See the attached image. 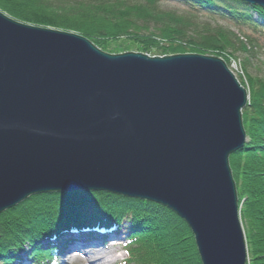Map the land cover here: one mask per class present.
Wrapping results in <instances>:
<instances>
[{
    "label": "water",
    "instance_id": "obj_1",
    "mask_svg": "<svg viewBox=\"0 0 264 264\" xmlns=\"http://www.w3.org/2000/svg\"><path fill=\"white\" fill-rule=\"evenodd\" d=\"M248 101L218 57L111 55L0 12V213L36 194L107 192L178 215L202 264H248L230 167Z\"/></svg>",
    "mask_w": 264,
    "mask_h": 264
},
{
    "label": "trees",
    "instance_id": "obj_2",
    "mask_svg": "<svg viewBox=\"0 0 264 264\" xmlns=\"http://www.w3.org/2000/svg\"><path fill=\"white\" fill-rule=\"evenodd\" d=\"M165 3L191 12L178 15L164 10ZM0 10L26 25L78 34L106 52L116 53L112 43L124 40L151 57L208 55L209 51L231 57L248 54L242 68L251 91L243 111L249 142L231 155L230 166L248 264H264V77L250 74V49L260 48L241 40L232 29H210L199 20V14L205 13L211 22L264 34L263 8L240 0H0ZM226 63L230 66V60ZM88 197L92 203L85 197L79 201L61 194L39 195L0 216V264H13L25 247L31 249L33 264H55L58 249L36 245L61 230V214L69 211L86 217L107 212L111 218L102 231L115 229L126 235L134 231V237L127 238V259L122 264H202L191 229L168 208L105 192ZM85 221L72 231L87 227ZM123 222L131 224L128 231Z\"/></svg>",
    "mask_w": 264,
    "mask_h": 264
},
{
    "label": "rangeland",
    "instance_id": "obj_3",
    "mask_svg": "<svg viewBox=\"0 0 264 264\" xmlns=\"http://www.w3.org/2000/svg\"><path fill=\"white\" fill-rule=\"evenodd\" d=\"M163 9L167 10V11H174L178 15L187 14L188 11L191 12L188 8H186V7L182 6V5L175 4V3H165L163 5ZM199 17H200L199 18L200 22L203 23V24H208V26L211 27L210 29H212V28L213 29H218L219 27H224L226 29H232V31L235 33V35L237 37H239L241 40H243L244 42L248 43L249 42L248 40H250V41L253 42V44L255 43V45L257 47L259 46L260 50L257 49L256 52L253 49H250V51H251L250 56L251 57L253 56V58H251V62H252L251 66L252 67H251V70H250V74H252L254 77H261V78L264 77V34H259V33L252 32L249 29L244 28V27L238 28V27H235V25H231V24L228 25L225 22H223V23L211 22L205 13H200ZM29 26H31V25H29ZM39 28H41V27H39ZM44 29H47V28H44ZM111 46H113V48L116 49V53H113L112 51L106 52L103 49H100L97 46L96 47L99 50H101L102 52L107 53V54H111V55H118V54H124V53H129V52L138 53L135 48L131 47L130 45H127L124 42V40L123 41L121 40V41H119L116 44L112 43ZM249 48H251V46H249ZM110 49H112V48H110ZM201 56L218 57V58L222 59L225 63H226V61L230 60V66H228L229 69L233 72V74L235 75V77L237 78L239 83H240V80L243 81L244 86H242V85L241 86L247 91L248 98L250 99V92L251 91H250V88H249L248 83L246 81V78H245V75H244V72H243V68H242L244 60L247 59L248 54L236 53L235 57H231V56H229V54L224 55L222 52L218 53V52L209 51L208 55H201ZM242 116H243V112H242ZM243 124H244V119H243ZM248 142H249V138L247 136V143ZM232 175H233V173H232ZM77 199L78 198H75V200H77ZM88 199L86 200V201H88L87 203H90V202L92 203V200H91L92 197L91 198L88 197ZM238 205H239V203H238ZM239 211H240V208H239ZM122 224H126V226H125L126 227V231H128V228L131 226V224L128 223V222H123ZM122 228H123V225H121L120 229H122ZM80 230L81 231H85V230H82V229H80ZM92 232L93 231H91V233ZM56 233L57 234H55L54 237L50 236V237H46L44 239H41V240H39L37 242V244L40 247H42L43 249H48L50 247V245L52 247H55L56 243H58L59 240H60L61 230H59ZM72 233L74 234L73 231H72ZM87 233H89V232H87ZM94 233L96 235H101L102 234V237L106 238V234H103L104 232L101 233V234H98L96 232H94ZM121 233H123V232L121 231ZM109 236H111V235H109ZM122 238H124V239H122ZM122 238H121V241H120V245H124V243L126 241L125 240V235H123ZM60 243L61 242H59V244ZM66 244L67 243L63 242V244H61L63 246V248L61 249V253L59 252L58 255H55L54 261L56 262V264H62L65 261H71L72 262V260H71L72 258H74L76 261L72 262L71 264H84L82 261H80V258H82V254H80L77 251H74V252H71V256H70L68 254V251H67V249L68 248L70 249V247H69L68 244L67 245ZM30 251H31V249H29L28 247H25L24 251H21L20 253L16 254L17 256L21 257V260H22L21 264H33L31 262L32 261L31 258H29ZM126 259H127L126 250L122 246H119V248L117 250V253H116L115 261L112 264H122L123 261H125Z\"/></svg>",
    "mask_w": 264,
    "mask_h": 264
},
{
    "label": "bare ground",
    "instance_id": "obj_4",
    "mask_svg": "<svg viewBox=\"0 0 264 264\" xmlns=\"http://www.w3.org/2000/svg\"><path fill=\"white\" fill-rule=\"evenodd\" d=\"M0 12L2 14H4L5 16H7L8 18L12 19L11 17H9L7 14H5L3 11L0 10ZM16 21V20H14ZM20 24H24L21 23L19 21H16ZM70 33V32H68ZM148 56L150 58H154L151 57L149 55H145ZM163 58V57H160ZM97 193H102V192H86L85 190H78L76 192L73 193H65V192H50V193H42V194H36V195H31L29 197H27L26 199H24L21 203L17 204L16 206L9 208V209H5L3 212L0 213V216H2L3 214H5L6 212H9L15 208H17L18 206L22 205L23 203L28 202L30 199L34 198L35 196H39V195H48V194H61V195H67V196H71L74 199L78 198L79 201L82 200V198L85 197V201L88 199V196L93 195V194H97ZM107 193V192H105ZM114 196H121V195H115ZM84 196V197H83ZM122 198H128V197H124L121 196ZM130 199V198H128ZM89 200V199H88ZM133 200H137V201H142V202H146L144 200H138V199H133ZM88 202V201H86ZM91 203V202H90ZM152 203V202H151ZM155 204V203H153ZM158 205V204H156ZM68 209V208H67ZM75 211V210H74ZM71 213H62L61 214V235H60V242L65 241V242H69L70 243V249L68 248V254L71 256V252L77 251L80 254H82V258H80V261H82L84 264H112L115 261V257H116V253L117 250L119 248L118 247H114L113 245H115V241L117 240H121L122 236L125 235V240H128L126 238H129L130 236L134 237V231L132 229V233H128V235L124 234V233H119V235H115V237L117 238H105V237H101V235H96L94 232H96V230H103V226L105 225L106 222L110 221V213L107 212H103V213H99L96 215H82V213L80 214H75L73 213V211H69ZM85 220H88L85 221ZM82 221L87 222L88 226L83 228L82 230L85 229V231H76L77 228H75L74 234L72 233V229L74 227H76L77 225H79L80 223H82ZM113 221H116V218H113ZM244 229V228H243ZM94 232H89V231H93ZM89 232V233H87ZM131 232V230H130ZM245 232V231H244ZM99 234V233H98ZM123 234V235H122ZM124 239V238H122ZM118 243V242H117ZM120 243V242H119ZM118 243V244H119ZM61 244H63V242H61ZM124 244H127V241H125ZM247 245V244H246ZM37 247H40L38 244L36 245ZM49 248H52V246L50 245ZM40 249H43L42 247H40ZM247 259H248V250H247ZM72 262H75L76 260L74 258L71 259ZM79 260V259H78ZM117 260V259H116ZM21 257L17 259V261H15L13 264H21ZM33 263V261H31ZM71 261H65L62 264H71Z\"/></svg>",
    "mask_w": 264,
    "mask_h": 264
}]
</instances>
